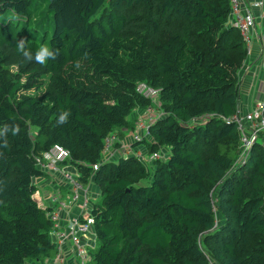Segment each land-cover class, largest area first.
Instances as JSON below:
<instances>
[{
    "label": "trees",
    "instance_id": "16d2710c",
    "mask_svg": "<svg viewBox=\"0 0 264 264\" xmlns=\"http://www.w3.org/2000/svg\"><path fill=\"white\" fill-rule=\"evenodd\" d=\"M230 13L231 0H0V264H60L34 199L49 177L37 159L55 145L100 190L83 264H264V145L240 162L228 121L248 58ZM42 45L59 53L43 65ZM141 83L159 94H139ZM155 104L140 143L163 149L153 172L137 155L105 156L106 139L118 134L119 149Z\"/></svg>",
    "mask_w": 264,
    "mask_h": 264
},
{
    "label": "built area",
    "instance_id": "2783aa9c",
    "mask_svg": "<svg viewBox=\"0 0 264 264\" xmlns=\"http://www.w3.org/2000/svg\"><path fill=\"white\" fill-rule=\"evenodd\" d=\"M263 9L262 3H253L248 6L244 4V0H231V13L229 24L240 31L243 40L248 47V55L251 53L253 44V33L256 29V16L253 13V8ZM260 48V66L264 75V36ZM139 94L146 98H154L159 94V90L149 87L145 83L138 86ZM152 114V115H151ZM153 118L155 115L154 108L146 110L144 116ZM144 119V125L139 127V132L133 135L134 142H142L143 138L149 136V123ZM230 122H235L238 125V130L241 137V152L240 162L247 159L256 142L261 139L264 134V100L254 104V107L247 113L239 112L229 119ZM118 142V135L113 133L105 141L104 155L109 158L114 156L115 144ZM138 157L145 162L154 163L166 157L161 152L149 156H142L138 153ZM72 159L69 150L60 145H55L49 151L43 153L37 159L39 168L45 173L53 177V183L61 186L66 185L71 193L69 202L63 200L61 188H58L55 195L46 197V208L49 217L53 223L51 232L55 239L56 247L59 255L55 262L67 264L70 260L77 258L81 264L87 261V246L91 242H96L95 217L93 216L94 204L98 200L93 191L90 190V185L84 187L78 180V174L70 165ZM74 171L72 175L69 170ZM94 170H98V165L94 166ZM63 188V187H62Z\"/></svg>",
    "mask_w": 264,
    "mask_h": 264
},
{
    "label": "crops",
    "instance_id": "0c3cea01",
    "mask_svg": "<svg viewBox=\"0 0 264 264\" xmlns=\"http://www.w3.org/2000/svg\"><path fill=\"white\" fill-rule=\"evenodd\" d=\"M253 3H262L264 6V0H244V4L248 6L252 5ZM253 13L256 16V19L258 18L257 20L259 21V24L257 28V21H256V29L255 32L253 33V44L251 46V53L250 55H248L246 63L241 71L242 87L246 89L245 91L247 94L246 98L243 99L242 105L239 108L240 112L242 113H247L254 107L255 104L254 102L257 96H260L261 99H264V75L260 68V55H259L262 44L261 42L264 36V7L262 10L258 8H254ZM259 93H263V94H259ZM262 137H261V143L264 145V136ZM140 148L142 147L140 146L135 148L132 147L129 148V145L125 146L123 144V146H119V149L117 148L116 156L120 154L126 155L128 153L132 155L134 154L137 155ZM42 181L43 180L37 181V185ZM46 186H48V184L45 181L43 183V188L45 189ZM97 190L100 192L98 188ZM34 199L41 208L43 209L46 208V198L41 197L39 190L34 195Z\"/></svg>",
    "mask_w": 264,
    "mask_h": 264
},
{
    "label": "clouds",
    "instance_id": "9594fccd",
    "mask_svg": "<svg viewBox=\"0 0 264 264\" xmlns=\"http://www.w3.org/2000/svg\"><path fill=\"white\" fill-rule=\"evenodd\" d=\"M17 51L19 53H21L23 55V57L25 58V60L27 62H30L33 60V54H32V51L31 49H29L27 47V39L25 38H20L19 40H17ZM58 50H55V49H50L47 45H42L40 46L36 52H35V61L41 65L43 64H46L47 61L49 59H52V60H55L58 56ZM156 105V104H155ZM158 107V106H157ZM150 108H154V110H156V113L154 115L153 118H148L147 122L150 124H152L154 122V120L160 115L161 112H159L158 109H156L154 106L153 107H150ZM149 109V108H148ZM146 109V110H148ZM146 110L143 112V116L146 112ZM70 116V112L68 111H64L60 114V117H59V121L58 123H66L68 121V117ZM13 134H16L19 132V127L18 126H15L13 129ZM116 134V133H115ZM118 135V134H117ZM133 139V138H132ZM120 141L119 139V136H118V142ZM134 142V141H133ZM141 142L137 143V142H134V144H131L130 147L134 148L136 147L137 145H139ZM117 144V143H116ZM115 144V146H116ZM117 154V149L116 147L114 148V156ZM127 155H132V154H127ZM136 155V154H134ZM137 156H138V153H137ZM92 185V184H90ZM99 189V188H98ZM93 193L96 192V198L98 199L99 196H100V192L97 190H94L92 189ZM95 195V193H94ZM45 209V208H44Z\"/></svg>",
    "mask_w": 264,
    "mask_h": 264
},
{
    "label": "rangeland",
    "instance_id": "374dc122",
    "mask_svg": "<svg viewBox=\"0 0 264 264\" xmlns=\"http://www.w3.org/2000/svg\"><path fill=\"white\" fill-rule=\"evenodd\" d=\"M253 9H254V7H252ZM258 19V18H257ZM180 22H175L174 21V25L176 26L177 24H179ZM258 24H259V21L257 20V28H258ZM244 92H245V90H244ZM258 92V91H257ZM245 94H246V92H245ZM259 94H263V93H259ZM259 97L260 96H257L256 98L259 100ZM260 99H261V97H260ZM156 102H157V100H156ZM160 106V105H154V107L156 108V109H159L158 107ZM155 111V113H156V110H154ZM152 115V114H151ZM151 115H149V116H143L142 114H140V117L138 118L139 120H137V125L139 124V127L140 128H142L143 127V125H144V119H147V118H150L151 117ZM139 132V129H138V127L135 129V130H130V131H127L126 132V135L128 136L125 140H123L122 142H123V144L126 146V145H129V148H130V145L131 144H134V142H133V135L135 134V133H138ZM149 140V142H151V139L149 138L148 139ZM139 146H141L140 144L139 145H137L136 147H139ZM135 148V147H134ZM162 152H163V149L161 150V154H162ZM138 153H140L142 156H145V155H148L149 156V153L145 150V148H140V150L138 151ZM120 156V155H119ZM126 157V156H125ZM144 163L146 164V167H147V169H148V171H150V172H153V166H152V162H145L144 161ZM69 172L72 174V175H74V171L72 170V169H70L69 170ZM40 180H46V182H47V184H48V186H46V188L44 189L43 188V183L45 182V181H42V182H40L39 184H38V188H39V192H40V194H41V197L42 198H46L48 195H47V193L49 192L50 194H52V195H55L57 192H56V190H58V188H64V190H63V200L65 201V202H69V200H70V198H71V193H69V190L67 189V188H69L68 186H66V185H61V186H58V185H55L54 183H53V177L51 176V175H49V177L48 178H41V179H37L36 181H40ZM90 187V190H92V189H94V190H96L97 191V186H95L94 184H92V185H90L89 186ZM95 193V196H96V192H94ZM49 194V195H50Z\"/></svg>",
    "mask_w": 264,
    "mask_h": 264
}]
</instances>
